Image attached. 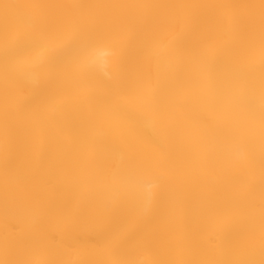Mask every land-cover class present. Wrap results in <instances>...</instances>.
Returning a JSON list of instances; mask_svg holds the SVG:
<instances>
[{
    "label": "bare ground",
    "instance_id": "6f19581e",
    "mask_svg": "<svg viewBox=\"0 0 264 264\" xmlns=\"http://www.w3.org/2000/svg\"><path fill=\"white\" fill-rule=\"evenodd\" d=\"M70 18L91 19L102 37L121 33L122 82L98 67L91 101L55 110L61 87L22 82L4 63L3 43L27 21ZM262 43L264 0H0V264H110L102 240L114 232L130 246L149 244L151 254L137 258L157 264H261L259 70L247 90L219 93L234 58L248 57L245 45L258 63ZM142 77L160 112L135 97ZM133 173L148 176L151 199L120 190L117 178ZM225 208L235 210L228 227L217 220Z\"/></svg>",
    "mask_w": 264,
    "mask_h": 264
},
{
    "label": "snow or ice",
    "instance_id": "6c2138e0",
    "mask_svg": "<svg viewBox=\"0 0 264 264\" xmlns=\"http://www.w3.org/2000/svg\"><path fill=\"white\" fill-rule=\"evenodd\" d=\"M236 27V21H232ZM121 33L114 31L110 36L102 37L91 19H65L57 23L27 21L12 32H6L3 43V60L11 73L22 82H32L38 90H47L53 86L61 87V92L53 98L54 109L59 110L79 98L92 99V81L90 76L98 67L110 70L112 76L122 82L123 60L121 53ZM247 58L237 55L231 65V76L225 83L224 90L219 93L221 97L227 96L234 87L245 90L254 80L256 71L261 74V84L264 88V43L261 44V57L257 63L253 59V47L245 45ZM135 97L142 106L153 112H160L158 99L151 86L150 77H142L139 87L135 90ZM264 104V95H262ZM249 110L255 116L254 104L250 101ZM260 132L264 138V107L260 116ZM237 145L242 154L247 144L241 138H236ZM252 163L244 157L242 166ZM120 190L127 194H139L151 199L152 192H144V185L148 183L145 173L121 175L118 178ZM244 182L243 175L238 177ZM247 193L238 197L237 208L245 211L249 208ZM117 210L116 208L113 211ZM233 208H225L217 220L224 227H228L234 216ZM261 219L264 221V201L261 204ZM103 247L114 257L110 264H157L155 260L138 259L139 253L149 255L152 248L147 243H137L130 246L129 240L123 232H114L102 240ZM130 251L125 254V249ZM33 251L39 252L42 241L35 240L31 244ZM14 264H52L51 261L42 260L33 262L24 260ZM224 264H252L251 261L224 262ZM264 264V261L261 262Z\"/></svg>",
    "mask_w": 264,
    "mask_h": 264
}]
</instances>
